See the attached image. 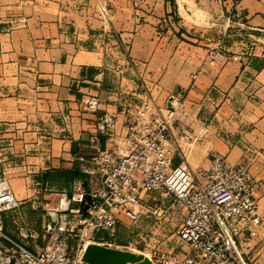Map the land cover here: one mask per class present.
Here are the masks:
<instances>
[{"label": "crops", "instance_id": "1", "mask_svg": "<svg viewBox=\"0 0 264 264\" xmlns=\"http://www.w3.org/2000/svg\"><path fill=\"white\" fill-rule=\"evenodd\" d=\"M245 36H264V0H0V132L8 130L10 147L40 150L26 157L42 182L40 199L63 207L73 178L88 191L101 188L97 175L77 169L96 151L99 115H114L119 132L144 99L179 97L184 130L201 138L188 154L176 146L173 163L184 155L191 168L205 166L216 151L244 164L261 183L254 197L264 208V53H252ZM206 37L224 38L226 60L205 62ZM116 63L125 66L120 78ZM90 97L95 110L84 104ZM180 131L175 124L176 139ZM97 139L107 146L106 134ZM249 254L251 264H264V225Z\"/></svg>", "mask_w": 264, "mask_h": 264}, {"label": "built area", "instance_id": "2", "mask_svg": "<svg viewBox=\"0 0 264 264\" xmlns=\"http://www.w3.org/2000/svg\"><path fill=\"white\" fill-rule=\"evenodd\" d=\"M101 10L105 12L106 8ZM232 16L241 19L243 13L236 11ZM113 39L117 40L114 35L107 36V40ZM226 59L222 49L213 46L204 60L214 64ZM111 71L120 78L125 66L116 63ZM169 102V106L155 105L151 99H144L128 112L119 132L114 115L104 113L96 118L92 136L96 151L80 157L77 169L85 178L97 175L101 188L88 191L75 177L63 207L42 204L49 240L40 250L28 249L4 232L6 213L20 203L7 187L0 186V264H89L83 260L86 246H108L103 234L114 232L120 215L137 221L143 208L142 196L151 192L166 193L183 207L185 216L175 233L187 248L182 253L152 250V264H251L250 243L264 225V208L254 197L260 181L246 165H234L216 151L208 153L205 166L191 168L184 155L174 164L176 146L191 147L201 136L184 130L188 112L183 101L171 97ZM84 104L95 110L98 101L90 97ZM175 124L181 126L177 139L172 134ZM98 134L107 135L103 149L98 147ZM31 186L38 192L43 188L34 180ZM21 236L26 238L27 230L21 229Z\"/></svg>", "mask_w": 264, "mask_h": 264}, {"label": "rangeland", "instance_id": "3", "mask_svg": "<svg viewBox=\"0 0 264 264\" xmlns=\"http://www.w3.org/2000/svg\"><path fill=\"white\" fill-rule=\"evenodd\" d=\"M245 38L252 43L249 44L252 53H264V36L257 37V39L246 36ZM223 39L215 41L206 37L205 42L210 44L206 48L219 46L224 51ZM111 41L116 43L114 39L106 42L111 45ZM107 47L110 48L108 45ZM33 113L35 112L33 111ZM37 117L39 122H43L42 117ZM8 133V130L0 132V186L7 187L15 195L20 205L17 209L6 213L4 232L10 237H16L28 249L40 250L47 245L49 240L46 234V211L42 206L44 201L40 199L44 188L38 192L31 186L32 180L40 182L41 185L42 182L33 177L31 173L33 165L26 160V157L35 156L40 153V150L20 151V148L10 147ZM196 145L197 143L191 147H184L185 153L188 154ZM142 198L144 200L143 208H141L137 221H129L120 215L121 222L116 225L114 232L110 235L103 234V238H106L108 243L106 247L128 252L133 256L142 255L148 260L152 250L176 252L181 242L175 231L184 217L183 207L163 192L145 193ZM21 229L27 230L26 238L21 236ZM1 244L4 247H9L5 241H1ZM127 264L145 263L128 262Z\"/></svg>", "mask_w": 264, "mask_h": 264}, {"label": "water", "instance_id": "4", "mask_svg": "<svg viewBox=\"0 0 264 264\" xmlns=\"http://www.w3.org/2000/svg\"><path fill=\"white\" fill-rule=\"evenodd\" d=\"M86 200H88V197H86ZM84 208L85 206H82V209ZM83 260L89 264H127L128 262H144L145 264H152L151 261L143 258L142 255L133 256L120 250L96 244H89L86 246L83 252Z\"/></svg>", "mask_w": 264, "mask_h": 264}, {"label": "bare ground", "instance_id": "5", "mask_svg": "<svg viewBox=\"0 0 264 264\" xmlns=\"http://www.w3.org/2000/svg\"><path fill=\"white\" fill-rule=\"evenodd\" d=\"M126 253H128V252H126ZM129 254V253H128ZM130 255V254H129ZM150 261V260H149ZM126 264V263H125Z\"/></svg>", "mask_w": 264, "mask_h": 264}]
</instances>
